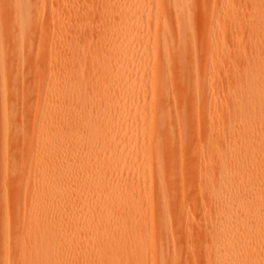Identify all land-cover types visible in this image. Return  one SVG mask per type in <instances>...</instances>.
<instances>
[{
    "label": "bare ground",
    "instance_id": "bare-ground-1",
    "mask_svg": "<svg viewBox=\"0 0 264 264\" xmlns=\"http://www.w3.org/2000/svg\"><path fill=\"white\" fill-rule=\"evenodd\" d=\"M263 1L0 0V264H264Z\"/></svg>",
    "mask_w": 264,
    "mask_h": 264
},
{
    "label": "rangeland",
    "instance_id": "rangeland-1",
    "mask_svg": "<svg viewBox=\"0 0 264 264\" xmlns=\"http://www.w3.org/2000/svg\"><path fill=\"white\" fill-rule=\"evenodd\" d=\"M264 4V1H263ZM251 14H255V11H251ZM231 21V20H229ZM264 39V34H263ZM253 44L255 40L251 41ZM23 62H19L18 65L20 66ZM18 66V67H19ZM245 67L244 65L241 66V69ZM247 67V65H246ZM246 67L244 69H246ZM6 69H11L9 65H7ZM1 81V77H0ZM27 88V81L25 73L18 75L16 78H11L10 76L6 75L4 83L0 85V90L8 94V108H13L16 104H21L24 102L25 97V89ZM242 96L248 98L247 91L243 90ZM22 94L19 99H17V95ZM249 100V99H248ZM22 116L21 121L18 120L21 115L19 113L14 117L12 116L10 119L7 118L9 121L8 124H4L3 118L0 117V155L3 149V146L7 149L8 159L11 163L17 164V160L22 156L24 151V145L28 141V136L30 132V128L32 127V115L31 113H26ZM14 117V120H13ZM37 140L34 141V145ZM33 152L30 153L29 157L26 160V164H29L32 160ZM188 176L185 177V179ZM192 220L196 223H201L203 221L202 216L199 214V211L193 215ZM175 238H178V234H175ZM3 256V251L0 250V258ZM187 260L191 258H186ZM11 264H17L16 260L12 261Z\"/></svg>",
    "mask_w": 264,
    "mask_h": 264
}]
</instances>
